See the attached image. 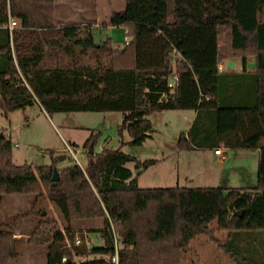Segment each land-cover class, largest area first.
Segmentation results:
<instances>
[{
    "label": "trees",
    "instance_id": "trees-1",
    "mask_svg": "<svg viewBox=\"0 0 264 264\" xmlns=\"http://www.w3.org/2000/svg\"><path fill=\"white\" fill-rule=\"evenodd\" d=\"M263 11L264 0H127L109 21L130 39L119 50L110 40L96 45L82 26L57 27L54 0H0V106L5 112L33 104L48 115L119 112L118 134L126 131L128 145L140 147L153 132L149 115L192 111L194 124L204 119L217 132L214 150L219 144L259 149L253 188L153 190L140 189L126 165L147 169L155 162L141 163L119 149L91 154L98 135L84 143L85 167L60 170L57 161L37 168L13 164L12 144L3 135L0 195L44 192L66 223L59 230L52 221L40 222L35 239L28 240L46 247L47 264H111L114 238L117 264H180L181 251L196 237L211 236L215 220L228 232L220 247L235 264H264L253 259V250L240 247L245 232L264 231V148L258 146L264 139ZM10 19L19 27L9 30ZM231 60L240 61V73L221 72ZM173 74L177 81L170 88ZM205 131L203 125L200 133ZM177 148L191 149L189 137L181 134ZM55 170L59 180L53 187ZM95 219L104 220V228L94 231L103 245L76 246L71 223ZM18 243L12 233L0 231V264L18 258Z\"/></svg>",
    "mask_w": 264,
    "mask_h": 264
},
{
    "label": "rangeland",
    "instance_id": "rangeland-1",
    "mask_svg": "<svg viewBox=\"0 0 264 264\" xmlns=\"http://www.w3.org/2000/svg\"><path fill=\"white\" fill-rule=\"evenodd\" d=\"M78 1L83 2V7L88 9L91 7L90 0ZM259 20L264 21V11L259 15ZM13 21L16 22L15 27H19V22ZM91 32L96 45H102L106 40H110L114 48L121 50L130 41L125 29L121 27L103 29L92 27ZM251 60L249 59L250 63ZM38 106L33 104L23 110L9 113L0 106V133L11 142L12 162L17 166L30 165L37 168L50 166L57 161L59 170L71 164L83 168L87 163L84 143L91 135H98L93 146L94 154L100 153L102 149H119L141 163L155 162L147 169L135 170L133 163L126 165L137 177L140 189L227 186L237 188L257 184L258 150L226 148L235 154L227 162L221 182H216V175L210 176L207 161L202 157L203 150L199 148L201 142L197 140V135L205 125L206 131L200 134L205 137V141L214 142L218 141L217 132L213 131L209 121L204 119L194 124L196 117L192 111H166L149 115L147 119L153 130L151 138L140 147H132L128 145L130 137L126 131L122 132V136L118 134L123 121V115L119 112L48 115ZM181 134L189 137L191 149L177 148ZM258 146L264 148V139L260 140ZM61 157L64 159L59 161ZM47 220L54 222L56 229L62 230L66 227L59 210L48 201L44 192L40 195H0V231L12 233L19 241L18 258L7 264H47L46 247L28 243L29 239H35L33 233L36 226ZM70 227L78 239L74 241L75 244H85L88 247L103 245L100 234L94 232L104 228L103 219L72 222ZM209 230L211 236L196 237L185 250L181 251L180 264H235L220 247L226 241L228 232L221 230L217 220L209 225ZM245 233L243 235L247 239L241 237L240 247L253 250L254 260L264 261V231ZM69 243L70 241L65 244ZM92 259L93 256L88 257V260ZM82 260L74 258L77 263Z\"/></svg>",
    "mask_w": 264,
    "mask_h": 264
},
{
    "label": "crops",
    "instance_id": "crops-1",
    "mask_svg": "<svg viewBox=\"0 0 264 264\" xmlns=\"http://www.w3.org/2000/svg\"><path fill=\"white\" fill-rule=\"evenodd\" d=\"M91 7L89 9L87 7H83V2L78 0H54V19L57 27H61L64 25H79L84 28L85 33H90L91 28L103 29V28H111L110 25V17L117 12H122L125 9L127 0H90ZM92 22L91 24L88 23ZM123 28V27H121ZM232 61V60H231ZM222 64L220 66L222 73H240L241 63L238 60H233L232 63L234 65L233 69L230 70L228 68V63ZM247 63V71L252 72L254 70V61L251 60ZM251 67V68H250ZM237 98V97H235ZM39 107V106H38ZM40 108V107H39ZM41 109V108H40ZM194 117H196V112H193ZM193 118V117H192ZM191 118V119H192ZM183 133V132H181ZM205 137H202V134L197 135V140L199 142H203L201 144L203 146V155L207 161V168L210 176L216 175V182H221L223 178V174L226 171L227 162L233 158L234 154L231 151H227L223 144H219L218 148L222 150L221 156H216L214 154V143L205 141ZM200 139V140H199ZM259 154V149H258ZM259 160V156H258ZM131 170V169H130ZM140 173V171L138 172ZM235 179V178H234ZM237 179V178H236ZM235 179V180H236ZM257 179V178H256ZM255 185L251 184V186H239L238 189H248L253 188ZM230 188V187H225Z\"/></svg>",
    "mask_w": 264,
    "mask_h": 264
},
{
    "label": "built area",
    "instance_id": "built-area-1",
    "mask_svg": "<svg viewBox=\"0 0 264 264\" xmlns=\"http://www.w3.org/2000/svg\"><path fill=\"white\" fill-rule=\"evenodd\" d=\"M15 26H16V22L10 19L9 24H8L9 30H12L13 28H15ZM126 45H128V43H126ZM219 69L221 70V68H219ZM176 81H177V75L173 74L168 86L170 88H172L175 85ZM214 154L216 156H221L222 155V150L221 149H216V150H214ZM73 157L75 158V155H73ZM78 245L79 244H76V246H78ZM114 245H115V252H114V255L110 259L111 264H117L118 263V260H117L118 242H117V240L115 238H114ZM62 262H66V259L65 258L62 259Z\"/></svg>",
    "mask_w": 264,
    "mask_h": 264
},
{
    "label": "water",
    "instance_id": "water-1",
    "mask_svg": "<svg viewBox=\"0 0 264 264\" xmlns=\"http://www.w3.org/2000/svg\"><path fill=\"white\" fill-rule=\"evenodd\" d=\"M233 67H234V65H233L232 61H230V62L228 63V68H229L230 70H232ZM1 137H3V134H2V133L0 134V138H1ZM89 151H90L91 154L93 153L92 147L89 148ZM63 159H64V158L61 157V158L59 159V161H62ZM58 180H59V175H58V172L55 170V171H53V176H52V178H51V183H52V186H53V187L56 186ZM43 215H44V213H42V216H43ZM236 215H237L238 217H241V213H237ZM109 249H111V248L109 247Z\"/></svg>",
    "mask_w": 264,
    "mask_h": 264
}]
</instances>
